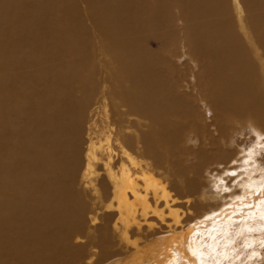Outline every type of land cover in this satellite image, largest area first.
Instances as JSON below:
<instances>
[{
  "label": "bare ground",
  "instance_id": "1",
  "mask_svg": "<svg viewBox=\"0 0 264 264\" xmlns=\"http://www.w3.org/2000/svg\"><path fill=\"white\" fill-rule=\"evenodd\" d=\"M232 1L240 28L229 0H0V262L60 264L77 255L71 242L85 208L74 184L82 168L89 179L102 162L103 197L117 209L114 226L125 239L132 226L168 225L145 244L132 240L134 255L116 264L244 263L228 258L236 243L230 230L241 223L238 234L246 238L264 231V171L250 175L242 195L204 225L187 227L180 199L156 169L177 154L190 124L202 128L205 146L221 161L224 142L237 133L234 117L264 134V0ZM179 19L222 137L193 124L192 93L166 77L178 70L160 52L165 48L149 47L169 42V49ZM202 149L198 161L209 155ZM195 185L187 183L191 191Z\"/></svg>",
  "mask_w": 264,
  "mask_h": 264
},
{
  "label": "rangeland",
  "instance_id": "2",
  "mask_svg": "<svg viewBox=\"0 0 264 264\" xmlns=\"http://www.w3.org/2000/svg\"><path fill=\"white\" fill-rule=\"evenodd\" d=\"M228 5L230 7V10L232 12L234 11L233 12V15L235 17L234 20H236L235 22L237 27L240 28L236 16V7L235 6L233 7L234 5L233 1L230 3L229 0ZM176 15H179L180 17V11L176 12ZM179 20L176 21V27L178 26L177 29H179L177 33L178 35L176 36L174 42L173 41L170 42L169 49H167L168 47L167 45H169V42H166V44H157L156 42H152L151 44H149V47L154 50H159L161 49V47L165 48L160 52L163 53L165 60L171 66H173V68H176L178 70V72L176 73L178 75L175 74L174 76H166V77H170V78L173 77L172 80L178 82V85L180 86L178 88L181 89V90L178 89L179 92L187 91L186 92L187 94H190V92L192 93L190 95L191 97L193 95V97L189 98V102H187V104L189 103L192 109V115L196 117L193 124H197V122L199 123L200 121L201 123L206 124L209 130L211 128L210 132H208L207 134L209 133L216 134V136L217 134H219L221 136V134L218 133L219 130L216 129L214 124L212 125V120L215 117L214 110L209 104L206 97L203 96V92L199 91V80L201 83L204 79L201 78L202 75L199 78L198 76L199 74H197L198 71L196 72V70H199L197 67L201 68L202 64L198 61L197 63L194 62L195 57H193L194 56L193 54L191 55L192 49L190 48L191 45L188 43L189 41L185 34L184 21L182 19ZM181 56L183 57V60ZM163 72L164 71L161 70V73ZM165 73L166 72H164L163 74ZM180 73L182 75H180ZM182 85L184 86V88L182 87ZM195 88L198 90H196ZM211 116L213 118H211ZM234 119L235 121H237L236 123L237 126L235 124L231 130L232 131L235 130V132L237 131V133L233 134V139H232L233 141H231L232 145L231 143L224 142L222 155H224L226 158L223 161L219 160V157L221 155L217 153L215 149L211 150L207 146H205L206 144H204V139L208 138L207 135L204 136L205 137L204 138L202 137L203 135L200 136V133L197 132V130L198 131L202 130V128L199 127L196 130V128L191 126L190 124L189 127L183 130V133L181 132V139L180 142L178 143L179 148L176 151L177 154L171 156L170 154H168L166 156L163 165L164 168L163 167L156 168L159 172L161 179L165 180L167 182L168 188L172 190L173 197L180 199L177 200L176 204L178 209H180V212L181 213L184 212L186 214L184 215L186 217H184L183 222L187 225V227L195 225L198 222L200 223L201 221L202 223L200 224L204 225L203 220L210 218V216L214 217L215 215L219 214V211L225 209L227 206L231 204L232 201H235L236 198L242 195L243 188L245 187L244 184L246 182L250 183L252 182V180H254L250 178V175L256 174L255 177L257 176L259 178L262 174L261 172L264 171V134H262L263 136L260 135L262 131L256 124L252 123L251 125L248 124L243 125L242 123H246V120L242 121L238 117H234L233 120ZM238 121L241 122V123L239 122L240 127L238 126ZM91 128H92V124H91ZM212 131H216V132L212 133ZM259 131L261 132L259 133ZM88 133L89 132L87 131L85 132L84 135L86 136V140H85L86 143L84 144L86 145L84 146L85 152L83 153L84 154L83 158L85 159V161H87V157H85L86 156L85 154L87 150L86 148L89 143ZM216 144H218V142ZM198 149L200 151L201 149L208 151L209 155L202 158V160L200 159V161H198V159L196 158L197 156H200ZM188 155L190 159L187 161L186 157ZM182 156H184V158ZM248 156L250 157L248 158ZM214 158H217L218 160L213 161L212 159ZM243 158L244 159L248 158V159L244 160ZM195 163H197L198 165H196ZM95 164H96L95 168L93 167L92 169L93 173L89 176L90 178L88 177L89 179H87L86 175L84 174L85 168H82L80 175L77 177V182H79L80 185H78L79 183L75 181L74 184L75 190L76 191L80 190L79 192L78 191L77 192L80 193L81 197L82 196L84 197V199H82L83 197L81 198L82 203L84 202L83 205L85 208V211H83V215H84L83 228L77 235V237L78 238L80 237V239L77 238L74 239L75 241L73 240L71 242L75 250L78 251L77 255L76 254L70 255L69 258H65L66 260L59 262L60 264H109V263L116 264V260L117 262L120 261L124 263V261L130 259L131 256L134 255V252L137 250L135 245L131 242L132 240L139 241L141 238H143L140 240V242L145 244L146 241H148L149 239L157 238L161 232L164 233L168 229L167 228L168 225L162 223H159V225H157L158 229L156 228L154 230H151L149 228L147 229V226H143V228L140 231H137V228L135 226L134 227L132 226L133 228L131 227L129 239L128 240L125 239L124 237L125 230L121 226H120V230L118 229L119 226L118 227L117 225L114 226L115 225L114 223H116L118 219V217H116L118 216L117 209L115 207H112L110 210L108 208L109 202L105 201L103 197L104 190H102L101 185L103 184L102 181L108 179L107 177L108 172L106 173L105 171L103 165L104 163L95 162ZM92 178L96 180L94 181L92 180ZM185 181L187 182L185 183ZM188 181H194L196 183L195 189H193V191H191V189L187 187ZM185 210H188V212ZM111 211L115 214L113 215V217H108L109 216L108 214ZM256 218L259 220L262 219V217L260 216H257ZM156 220L157 219H154V221ZM232 227H233L232 230H230L231 232L230 236L232 235L234 236L232 238V241H236V243H234L235 245L232 246V250L234 248L235 250L233 251L235 253L232 256L230 255L228 257L231 260L230 262L234 260H237L238 262V260L244 259L243 262L244 263L246 262L245 264H248V262H252L257 258L258 259L260 258L261 260L258 259L257 260L258 262L260 261L259 262L260 264H262V262L264 261V238H263L264 231L261 232L260 230H256L254 232V238L252 236L250 237L251 239H254L256 242L251 246L250 245L247 246V244H245L244 241L248 242L251 239L246 238L247 236H240L241 233L238 234L241 228V223H238L237 226L234 225ZM234 230L236 233L234 232ZM151 231L154 233V235ZM257 251L258 252L261 251L258 257L255 258L251 257ZM258 262H256L255 264H258ZM226 263L229 264V262ZM241 263L242 262L238 264ZM0 264H15V263L14 261L5 260V262H0Z\"/></svg>",
  "mask_w": 264,
  "mask_h": 264
}]
</instances>
